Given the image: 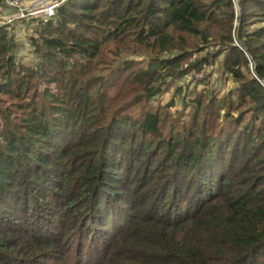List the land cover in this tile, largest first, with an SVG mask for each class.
<instances>
[{"label": "trees", "instance_id": "1", "mask_svg": "<svg viewBox=\"0 0 264 264\" xmlns=\"http://www.w3.org/2000/svg\"><path fill=\"white\" fill-rule=\"evenodd\" d=\"M238 1L244 47L235 0H66L33 64L0 26V264H264V0ZM205 65L237 97L168 125L151 101Z\"/></svg>", "mask_w": 264, "mask_h": 264}, {"label": "rangeland", "instance_id": "2", "mask_svg": "<svg viewBox=\"0 0 264 264\" xmlns=\"http://www.w3.org/2000/svg\"><path fill=\"white\" fill-rule=\"evenodd\" d=\"M66 0H20L18 4H11L9 0H3L0 3V26H6L11 31L14 36V40L16 43L15 52L18 57L22 59L25 64H33L38 61L39 57L35 53L34 48L30 41V36L35 30V26L42 19H46L47 16L45 13H41L39 11L40 6H48V5H56L54 8V12L56 8L62 4ZM235 12L237 17L240 15V18H236L234 24V38L235 44H238L244 47L243 42L239 38V32L241 29V11L242 6L240 1L235 0ZM251 6V5H250ZM247 6V9L250 7ZM21 9H26L25 15L21 16ZM261 18L258 20L253 26L245 25L244 29L251 30L254 27H257L261 24H264V15H259ZM9 18H13L12 22H8ZM140 54V53H139ZM138 53H131L130 55L126 56V60H137L141 64H146V59L143 56H139ZM203 55L202 52H196L192 59H196ZM109 56L108 52L106 53V58L103 62H99L98 67L100 69V73L103 75H108V59ZM116 60V58H114ZM113 60V61H115ZM191 60H188L189 62ZM218 60V59H217ZM119 62V60H117ZM116 62V63H117ZM115 65V64H114ZM253 66L250 63V69L252 70ZM248 71V70H247ZM245 72L249 75L251 71L249 70ZM115 77L117 74L114 75ZM108 77V76H107ZM239 82L234 80L232 76L228 73H223L220 69V65H205L203 70H190L184 77L177 79L170 88H166L161 94H159L154 100L151 101L153 108L152 109H161V113L163 117L167 120V124L169 125L172 123L173 120H178L179 122H184L187 125H191L192 117L196 111L195 109V99L197 97L203 98L204 104L210 103L214 96H217L219 99L226 101L224 107H222L221 113L224 115L227 111V106L229 104V97L231 95L230 91L232 90L233 93L236 90V87ZM54 85V84H53ZM180 87V88H179ZM115 89H113L114 91ZM234 99L237 97L236 92L234 93ZM0 98L4 99L1 103L2 105L7 103L9 98L6 97L4 94H0ZM9 101V100H8ZM235 101V100H234ZM236 102V101H235ZM220 104V100L218 101ZM169 104H174L171 108H166L165 106ZM216 105V106H215ZM219 105H206V108L201 111L200 119H206L208 121L211 120L212 114L214 115V111H216ZM169 111V112H168ZM131 112L138 114L137 108H132ZM243 113L246 115V120L251 119V108L247 106L238 109H231L230 117L237 118ZM220 114V119L221 115ZM18 115V114H17ZM216 115V114H215ZM213 116L212 119H216ZM223 117V116H222ZM229 117V118H230ZM228 118V119H229ZM16 121H20L17 119ZM245 121V120H244ZM180 122V123H181ZM5 125V124H4ZM233 127V126H231ZM120 175V174H119ZM88 245L93 241L92 238H87L83 240ZM72 249L77 246V241L72 242ZM98 243V242H97ZM93 247L97 246L95 243H92ZM64 259V258H62ZM57 260L50 257H40L39 261L36 264H54Z\"/></svg>", "mask_w": 264, "mask_h": 264}, {"label": "built area", "instance_id": "3", "mask_svg": "<svg viewBox=\"0 0 264 264\" xmlns=\"http://www.w3.org/2000/svg\"><path fill=\"white\" fill-rule=\"evenodd\" d=\"M20 2V0H9V3H11V4H18ZM55 6L56 5H54V4H52V5H48V6H40L39 7V11L41 12V13H45L47 16H50V15H52L53 13H54V8H55ZM26 9H21V13H20V15L21 16H24L25 15V11ZM12 19L13 18H9L7 21L8 22H12Z\"/></svg>", "mask_w": 264, "mask_h": 264}]
</instances>
